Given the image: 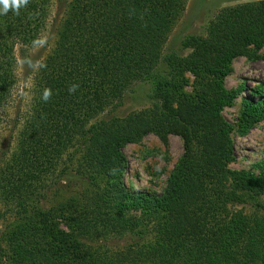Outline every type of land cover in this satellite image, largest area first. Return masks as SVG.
Returning a JSON list of instances; mask_svg holds the SVG:
<instances>
[{
  "label": "trees",
  "instance_id": "16d2710c",
  "mask_svg": "<svg viewBox=\"0 0 264 264\" xmlns=\"http://www.w3.org/2000/svg\"><path fill=\"white\" fill-rule=\"evenodd\" d=\"M83 2L87 9L81 11L82 17L91 21L92 33L82 32L71 19L69 28L62 33L64 43H61L68 60L63 57L57 65H52V60L41 72L35 117L28 123L31 137L27 138L29 142L37 139L39 144L30 143L31 154L29 148L24 150L32 160L31 167L28 169L23 164L24 157L20 155L6 160L0 168V199L11 203L8 208L13 213L8 231L0 237V244H8L7 258L12 255V262L8 263L86 264V254L69 259L61 255L58 238L52 237L49 228L44 227L45 222L53 223L50 229L58 226L55 214L49 210L34 220L28 204L38 196L34 190L30 191L35 181L25 186L27 176L41 173L45 166L54 167L56 158L72 142L70 138L79 133V147H96L88 150L91 154L86 153L89 166L97 171L103 169L114 180L112 190L121 198L117 201L120 209L113 211L112 217L120 225L132 224L126 216V207L141 209L157 219L160 215L163 218L169 215L170 221L176 220L173 234L182 231L177 240L166 239L156 250L160 251L158 259H163L165 264H264V259L256 262L252 258L264 250V234L259 229L257 232L242 229L249 221L247 215L241 210L231 211L229 202L234 200L236 190L231 191L234 192L231 197L223 185L224 178L228 177L233 189L241 191L255 207H264L260 200L264 196V172L256 175L249 170L228 169L229 162L235 158L230 137L233 127L220 116L222 106L234 97L221 81L229 70L227 61L239 54H250L251 43L257 47L264 44V3L261 11H256L257 16L227 8L218 15L208 37L185 38L183 46L196 48L186 60L190 65H185V59L179 58L176 51L161 56L167 63V79L155 76L154 49L161 45L165 30L178 17L182 0ZM43 4H47L46 0H27L18 11L10 8L7 14L0 15V121L1 107L12 84L14 44L29 42L38 35L44 23L38 14ZM70 35L78 41L72 50ZM189 68L200 84L209 83L198 94L201 105L189 98L174 100L172 96L173 91L181 92L179 78ZM206 75L216 76L218 80L214 82ZM137 79L158 83L156 97L160 104L151 116L133 113L87 125L90 116L99 111L98 107L103 109L108 104L120 107L125 89ZM73 87L74 91H70ZM45 93H48L47 99ZM209 97L207 102L203 100ZM263 117L260 102L247 101L240 117L241 131L246 132ZM150 132L162 138L169 132L180 134L184 139V155L162 194L128 192L120 181L128 165L122 148L128 143L140 142ZM95 205L98 209V203ZM185 207L192 213L191 217L182 212ZM183 216L187 219V229L182 228ZM157 229L164 233L165 221H158ZM88 252L90 256L86 260L96 257L95 247L90 246ZM149 256L154 258L152 253Z\"/></svg>",
  "mask_w": 264,
  "mask_h": 264
},
{
  "label": "rangeland",
  "instance_id": "374dc122",
  "mask_svg": "<svg viewBox=\"0 0 264 264\" xmlns=\"http://www.w3.org/2000/svg\"><path fill=\"white\" fill-rule=\"evenodd\" d=\"M182 1L183 8L178 17L172 20L169 28L165 30L166 37H162L161 45L154 49L156 54L152 65L153 67L156 65L155 76L160 78H169L167 63L163 62L161 56L176 51L179 58L188 60L187 58L196 48L185 47L182 42L190 36L208 37L218 15L224 13L225 9L231 7L257 16L256 11H261L264 3V0ZM46 2L47 4H43L38 11L44 22L38 35L29 42L18 41L14 44L11 59L12 84L1 107L0 168L6 160H12L20 155L24 157L23 164L28 169L31 167L32 160L24 150L26 147L29 148L31 154L33 148L30 147V143L39 144L37 139L28 141L31 137L28 123L35 117L41 89V72L52 60V65L60 63L63 57L68 60V55L65 56L62 52L61 43H64L62 33L66 30L69 21L72 19L75 22L73 25L87 35L92 33L91 21L82 17L81 11L87 9L83 0H46ZM69 39L72 50L78 41L71 35ZM248 49L250 54H239L227 61L229 70L221 77V81L224 89L231 91L234 97L222 106L220 116L233 127L230 137L235 158L229 162L228 169L249 170L259 175L264 172V117L246 132L241 131L240 117L247 101L260 102V107L264 109V44L257 47L251 43ZM66 53L68 54L67 51ZM185 65L190 63L186 61ZM206 76L209 79L211 75ZM211 77L214 82L218 80L216 76ZM179 80L182 90L172 92L174 100H178L179 97L181 100L189 98L197 105H201L198 94L206 90L209 83L200 84L190 68L184 71ZM157 85L158 83L152 79L134 80L125 89L126 95L124 101L120 102V107L115 108L111 104L103 109L98 107L99 111L90 116L87 125L91 126L101 121L108 122L115 116L125 118L133 113L151 116L150 113L156 110L157 104H160L156 97ZM209 99L210 97L203 100L207 102ZM70 140L72 142H69ZM70 140L68 141L70 144L56 158L54 167L45 166L41 169V173L37 171L35 175L32 173L27 176L25 186L35 181L30 191L34 190L36 192L34 195L38 193L36 199L32 198L28 204L34 220H39L42 213L49 210L56 215L54 220L58 226L50 229L53 228V223L45 222L44 227L49 228L52 237L58 238V246L62 249L61 255L66 259L86 254V264H165L163 259H158L160 251L156 252V250L162 247L163 242L165 244L166 239L177 240L176 236L182 231L173 234L176 220L170 221L169 215L165 218L160 215L157 219L141 209L126 207V216L132 220V224L120 225L112 217V212L120 209L117 201L121 198L112 190V186L115 187L114 180L103 169L97 171L89 166L85 159L86 153H90L88 150H96V147L92 146L89 149L86 146L79 147V133ZM122 152L128 165L121 175V187H125L131 193L160 195L166 189L174 168L182 159L185 145L183 137L176 132H169L166 138L150 132L140 142L126 144ZM80 169L83 172H80ZM91 175H95L96 178L90 179ZM227 178H224L223 185L230 192L231 197L234 195L231 191L236 190L234 200L232 198L229 202L231 211L236 209L244 211L249 220L242 229L249 228L256 232L259 229L261 234H264V207H255V204L250 203L241 191L233 189L230 179ZM260 200L264 203V196H261ZM95 203H98V209ZM9 204L11 203H4L0 199V237L8 231L13 219V213L8 208ZM185 209L186 207L182 212H186V216L191 217L192 213ZM186 216H183L182 220V228L185 229L188 227ZM162 220L167 224L164 233L157 229L158 221ZM88 245L97 250L96 257L92 260H86L90 256ZM257 248L260 249L259 246ZM0 249H3V252L0 251V264L12 262V255L7 258L5 254L8 249L7 242L0 244ZM149 253H152L154 258L150 257ZM252 258L256 262H262L264 250L259 255L256 253Z\"/></svg>",
  "mask_w": 264,
  "mask_h": 264
},
{
  "label": "clouds",
  "instance_id": "9594fccd",
  "mask_svg": "<svg viewBox=\"0 0 264 264\" xmlns=\"http://www.w3.org/2000/svg\"><path fill=\"white\" fill-rule=\"evenodd\" d=\"M26 3L27 0H0V15L7 14L10 8L13 11H18V9ZM70 91H74V87L70 89ZM44 98H48V93H45Z\"/></svg>",
  "mask_w": 264,
  "mask_h": 264
}]
</instances>
